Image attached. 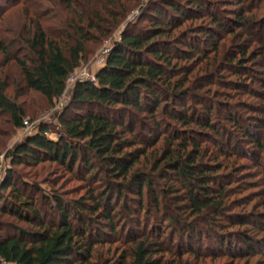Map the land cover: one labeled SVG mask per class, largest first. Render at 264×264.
Here are the masks:
<instances>
[{
    "label": "trees",
    "instance_id": "1",
    "mask_svg": "<svg viewBox=\"0 0 264 264\" xmlns=\"http://www.w3.org/2000/svg\"><path fill=\"white\" fill-rule=\"evenodd\" d=\"M234 1L227 19L212 0H57L49 17L36 4L26 11L23 57L10 52L17 41L0 36V62L16 67L24 93L51 106L125 24L94 81H75L56 140L40 129L8 148L27 115L0 76V168L10 164L0 174V261L262 255L264 201L249 209L254 191L241 194L258 187L251 169L264 177V0ZM134 10L135 22L125 23ZM51 167L77 185L64 191L22 172Z\"/></svg>",
    "mask_w": 264,
    "mask_h": 264
},
{
    "label": "rangeland",
    "instance_id": "2",
    "mask_svg": "<svg viewBox=\"0 0 264 264\" xmlns=\"http://www.w3.org/2000/svg\"><path fill=\"white\" fill-rule=\"evenodd\" d=\"M140 1L142 3H146L147 0ZM212 2L214 4L212 9H214L215 12H219V14L226 17L227 19L228 17H233L230 13H233V11H236L239 8L238 4H236V1L234 0H212ZM35 4L39 6L40 9L43 8V11L41 10V13L46 17H49L51 13H54L52 10L54 9V11H56L58 7L57 0L53 3H49L46 0H0V36L8 38L12 41H17L16 46L12 48L10 52L17 54L19 57H23V55L27 53L26 47L23 44V38H25L27 29L21 28V24L22 22L24 23L26 11H30V9H32V5ZM11 5L13 6L9 7ZM258 7L262 10V12L264 11V5H260ZM137 17L138 11L134 10L127 17L125 23H134ZM205 22L207 21L205 20ZM199 23H202V20L195 21L196 26H199ZM227 24L230 23L228 22ZM124 26L125 24L121 26L119 31L114 33L110 38L104 41L101 46L94 50V52L87 57V60L85 62L81 63L79 68L70 76L64 95L59 100L55 101L51 106L47 105L44 100L36 94L24 93L25 91L22 90V86L18 79L19 77L16 67L3 65V63L0 62V76L8 79V94L11 96V98H13V100H16L17 103L21 105V107H23V109H25L27 116L24 117L23 122L27 121L28 124L27 126H23L21 129L17 130L11 136L8 141V148H11L15 144L22 143L28 137L37 133L40 129H45V137H48L52 140L57 139V135L59 132L57 117L63 111L67 104V101L69 100L71 89L75 83L74 80L77 79V81H79L83 79L91 81L95 73L103 66L107 54L106 51L108 50L112 42L118 41ZM229 38V36L224 38V40L227 39L226 43L228 42ZM258 71H260V73H263L261 72V70ZM223 75L225 77H229L228 73H224ZM1 161L0 174L3 175L5 171L10 168V164L9 161ZM246 163L249 164L250 162ZM18 169L21 168L19 167ZM49 170L50 173H46L39 168L33 170L23 169L22 172L25 175V180H29V173L33 172L41 173L39 180L55 179L57 180V187H62L64 191H71L73 187L77 185L76 182H67L69 180H66V176H58V178H56V175L53 174L54 170H52V167ZM257 171L258 170L254 168L249 171L253 174L254 177L251 181H255L257 183L255 184L258 186L256 190H247L246 192L241 194L244 196L250 194L251 191H254V199L251 200L252 202L248 206L249 209L252 206L259 205V203H262V201H264V184H262L264 182V177L260 176ZM42 189H44L45 191L51 190V188L47 184L42 185ZM259 211H264V207L259 209ZM251 234L253 237H255L257 234L256 229L252 231ZM207 243L210 245L209 241H207ZM206 247L207 244L203 241L201 252L204 255L210 254L208 251H206ZM208 250L211 252V248H208ZM259 252H261L262 255L256 252V254H253L252 256L240 259H233L228 255L226 257L220 258L203 256L197 259V264H264V252ZM190 260L193 261V259ZM0 264H2L1 261Z\"/></svg>",
    "mask_w": 264,
    "mask_h": 264
},
{
    "label": "built area",
    "instance_id": "3",
    "mask_svg": "<svg viewBox=\"0 0 264 264\" xmlns=\"http://www.w3.org/2000/svg\"><path fill=\"white\" fill-rule=\"evenodd\" d=\"M107 52V51H106ZM69 80V79H68ZM81 80H83V79H81ZM75 81H77V79L76 80H74V82ZM80 81V80H79ZM91 81H94V77L91 79ZM28 124H27V121H24L23 122V126H27ZM2 262V261H1ZM2 264H8V263H5V262H2Z\"/></svg>",
    "mask_w": 264,
    "mask_h": 264
}]
</instances>
